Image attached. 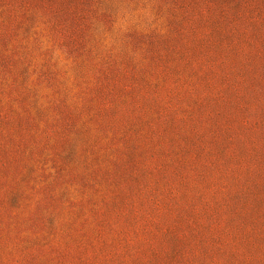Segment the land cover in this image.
Returning a JSON list of instances; mask_svg holds the SVG:
<instances>
[{
  "label": "rangeland",
  "instance_id": "374dc122",
  "mask_svg": "<svg viewBox=\"0 0 264 264\" xmlns=\"http://www.w3.org/2000/svg\"><path fill=\"white\" fill-rule=\"evenodd\" d=\"M0 264H264V0H0Z\"/></svg>",
  "mask_w": 264,
  "mask_h": 264
}]
</instances>
